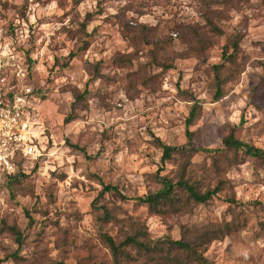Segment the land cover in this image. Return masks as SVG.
<instances>
[{"label": "rangeland", "instance_id": "obj_1", "mask_svg": "<svg viewBox=\"0 0 264 264\" xmlns=\"http://www.w3.org/2000/svg\"><path fill=\"white\" fill-rule=\"evenodd\" d=\"M0 34L26 57L41 125L40 156L0 180V264H113L103 233L179 239L225 223L205 257L264 264V155L222 144L264 150V0H0ZM156 138L197 150L162 162ZM158 172L220 189L153 213L136 198Z\"/></svg>", "mask_w": 264, "mask_h": 264}, {"label": "trees", "instance_id": "obj_2", "mask_svg": "<svg viewBox=\"0 0 264 264\" xmlns=\"http://www.w3.org/2000/svg\"><path fill=\"white\" fill-rule=\"evenodd\" d=\"M74 54L69 53V59ZM218 70V69H217ZM220 86H217L215 97L221 95ZM86 91L76 95L79 99L83 98ZM198 102H194L191 106L189 115L186 119V124H190L196 115V106ZM74 108V107H73ZM74 113L68 114L64 122L73 120ZM187 137L190 141L191 132L186 130ZM158 146L162 149L161 161L165 162L173 158L174 153L187 154L190 150L195 151L193 144L187 146H173L163 143L159 138H156ZM226 147L240 149L243 148L246 153L252 156L263 157L264 150L248 145L232 134L222 141ZM204 151H214L213 149H203ZM217 150V149H216ZM21 160H17L16 169L13 174L5 175L8 180L16 177L20 173ZM157 180L160 183V188L145 196L136 198L139 202L145 203L148 209L153 213H165L169 209L179 210V207L184 204L179 193L186 196L185 200H190L194 203L204 204L216 196L220 189V184H217L212 189H207L201 192L194 183L182 176L175 182L165 175L157 173ZM114 191L118 192V188L114 185L103 184L102 192ZM123 197V196H121ZM227 202L234 203V198H228ZM28 215V213H27ZM30 219V217H29ZM30 223L32 220H29ZM17 243L21 242V234L19 230L11 227ZM228 224L225 223L222 227L207 224L198 228H187L182 237L172 239L169 236H164L156 240L147 237V232L138 228L134 233L126 235L122 240L117 241L114 237L107 233L102 234V240L106 244L112 256L113 264H125L123 260L131 261L135 264L137 259H144L146 264H212L204 255L207 246L215 239H219L228 232ZM130 250H134L135 254H130ZM14 255V254H13Z\"/></svg>", "mask_w": 264, "mask_h": 264}, {"label": "built area", "instance_id": "obj_3", "mask_svg": "<svg viewBox=\"0 0 264 264\" xmlns=\"http://www.w3.org/2000/svg\"><path fill=\"white\" fill-rule=\"evenodd\" d=\"M28 77L26 57L0 34V180L14 173L17 160L41 154L34 129L41 126L39 108Z\"/></svg>", "mask_w": 264, "mask_h": 264}]
</instances>
